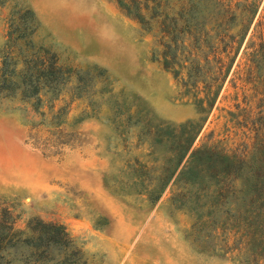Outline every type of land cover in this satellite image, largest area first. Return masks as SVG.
Wrapping results in <instances>:
<instances>
[{"label":"rangeland","instance_id":"374dc122","mask_svg":"<svg viewBox=\"0 0 264 264\" xmlns=\"http://www.w3.org/2000/svg\"><path fill=\"white\" fill-rule=\"evenodd\" d=\"M255 2L192 147L242 156L264 139V0ZM18 9L31 12L35 46L88 74V97L70 98L65 85L55 100L43 96L33 109L30 101L0 93V215L19 230L35 219L60 224L88 264H264V256L242 248L230 207L196 217L171 201L175 186L149 201L131 184L141 165L153 181L166 154L165 146L151 144L148 123L197 117L171 72L152 60V33L115 0H0V63ZM260 45L263 58L250 60ZM19 46H10L12 56Z\"/></svg>","mask_w":264,"mask_h":264},{"label":"trees","instance_id":"16d2710c","mask_svg":"<svg viewBox=\"0 0 264 264\" xmlns=\"http://www.w3.org/2000/svg\"><path fill=\"white\" fill-rule=\"evenodd\" d=\"M115 1L145 31L152 33V60L171 72L181 87V95L190 97L197 113L195 119L175 124L147 122L153 130L151 144L165 146L166 154L153 181L146 178L148 169L141 165L133 169L137 175L131 184L142 189L149 201H154L165 187L175 186L171 201L178 208H189L196 217H212L214 210L230 207L233 211H223L234 214L232 228L240 234L242 248L253 257H263L264 139L255 140L242 156L206 145L192 147L256 12L255 0H243L242 6H235L238 1L232 0H182L176 4L171 0ZM199 2L214 6H198ZM17 21L15 26L12 22L7 24L0 93L30 101L33 109L38 108L43 96L49 94L55 100L65 85H69L70 98L88 97L83 89L87 84L86 72L58 64L53 53L29 39L35 28L31 12L18 9ZM17 41L20 46L15 57L9 49ZM262 49L261 45L255 48L249 59L259 53L263 58ZM60 112L62 107L54 115ZM0 264L88 263L60 224L35 219L19 230L3 212Z\"/></svg>","mask_w":264,"mask_h":264}]
</instances>
